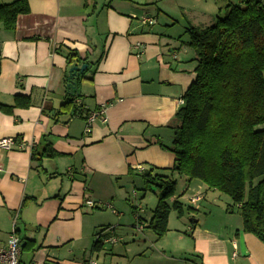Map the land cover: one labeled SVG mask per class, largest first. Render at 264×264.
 I'll return each instance as SVG.
<instances>
[{"label": "crops", "instance_id": "obj_1", "mask_svg": "<svg viewBox=\"0 0 264 264\" xmlns=\"http://www.w3.org/2000/svg\"><path fill=\"white\" fill-rule=\"evenodd\" d=\"M16 1L0 0V6ZM228 2L26 0L28 11L16 17L13 29L0 23V106L12 107L15 96L31 103L9 114L0 110V140L15 143L12 150L0 149V248L16 232L25 248L22 264H264V244L242 230L238 208L225 211L226 196L175 174L185 189L168 203L182 201L189 211L178 220L171 211L168 231L157 238L148 228L156 199L142 191L135 169L168 174L173 115L195 79L196 55L186 31L212 25ZM142 16H155L157 23L139 25ZM68 53L76 55L69 64ZM84 64L76 98L81 108L74 103L76 115L54 117L67 96L69 69ZM101 106L106 121L96 120L85 136L78 112ZM47 142L59 156L37 159ZM20 143L24 149L16 147ZM86 199L121 211L89 209ZM105 210L112 222L103 221ZM135 213L140 232L132 229ZM123 224L132 229L129 235L119 232ZM101 231V239L117 242L91 251Z\"/></svg>", "mask_w": 264, "mask_h": 264}, {"label": "trees", "instance_id": "obj_2", "mask_svg": "<svg viewBox=\"0 0 264 264\" xmlns=\"http://www.w3.org/2000/svg\"><path fill=\"white\" fill-rule=\"evenodd\" d=\"M225 10L212 25L186 31L196 55L195 79L173 115L177 126L168 148L173 156L168 174L153 173L152 168L137 172L142 191L156 195L148 228L157 238L168 231L171 211L178 218L189 211L177 200L168 203L175 196V174L225 195L238 208L242 230L264 244V129L259 128L264 126V5L262 0H239L228 2ZM27 11L26 0L1 5L0 23L13 29L16 17ZM75 56L66 55L68 64ZM87 70L65 78L67 96L54 117L76 115L74 103ZM30 105L29 98L15 96L12 107ZM12 107L0 106V110L9 114ZM35 147L31 157L37 155ZM57 156L47 142L37 159ZM138 219L135 213L134 224ZM100 245L95 239L91 251H99Z\"/></svg>", "mask_w": 264, "mask_h": 264}, {"label": "built area", "instance_id": "obj_3", "mask_svg": "<svg viewBox=\"0 0 264 264\" xmlns=\"http://www.w3.org/2000/svg\"><path fill=\"white\" fill-rule=\"evenodd\" d=\"M138 24L142 26H147V27H152L157 23V20L155 16H142L138 19ZM183 101L179 100V104H182ZM75 104L77 105L78 108H81L80 106V101L75 99ZM83 111V109H82ZM81 111V112H82ZM83 113V112H82ZM83 118L85 120V128H84V135H88L93 123L96 120H101L102 122L106 121V116H105V107L101 106L99 109L95 111H88L87 113H83ZM15 147L14 140L11 138L3 139L0 140V149L9 151L12 150ZM18 149H24L25 144L20 143L19 145H16ZM32 144H30L26 149L32 148ZM137 171L141 172L143 169L140 166H137L135 168ZM198 201L197 197H191L189 198V202L193 203ZM84 205H86L88 208H103L109 210L112 214L114 215H119L114 208L107 202L101 203V202H95L90 199H86L84 202ZM134 228L137 231H142V224L138 220H136V224H134ZM113 228H109L107 230H112ZM104 231V230H103ZM101 231L96 237V241L104 243H109L110 245L115 244L117 242V238L115 237H108L106 239H101V234L103 233ZM21 239L14 233L11 232L9 235V240L6 246L0 248V264H22L20 262V254H21ZM89 264H93V262L89 261Z\"/></svg>", "mask_w": 264, "mask_h": 264}, {"label": "rangeland", "instance_id": "obj_4", "mask_svg": "<svg viewBox=\"0 0 264 264\" xmlns=\"http://www.w3.org/2000/svg\"><path fill=\"white\" fill-rule=\"evenodd\" d=\"M231 2H238V0H231ZM263 4H264V1H263ZM85 65V64H84ZM82 66V65H81ZM80 66V67H81ZM260 129H264V126H261V127H259ZM183 186V183H181L180 181L179 182H177V185H176V190H175V196H179V193H181V191H183L185 188L184 187H182ZM204 188H203V191H206V190H209V189H207L206 188V186L204 185L203 186ZM206 189V190H205ZM146 192V191H145ZM147 198H152V200H155L156 199V195L152 192V191H150V190H148L147 192ZM218 193L219 194H221V196L223 197V198H226L225 197V195H223L222 193H220L219 191H218ZM185 194H186V192H185ZM182 197V196H181ZM151 200V199H150ZM156 201H157V199H156ZM180 203H182V201H179ZM228 202H230V201H227V206L225 207V211H227L228 209H229V206H231V204H229L228 205ZM148 205H150L149 203H148ZM150 206H148V207H146V208H144V209H146V215L149 213V208ZM117 210H116V212L118 211V212H120L121 211V209L120 208H116ZM117 212V213H118ZM234 213H237L236 211H233ZM103 213L104 214H106V215H104V216H102V219H103V221L104 222H112L113 221V219H112V217L109 215V213L105 210V211H103ZM196 213H201L200 212V210H198V209H196ZM172 218H175L174 220H178L177 218L178 217H175V212H172ZM128 217H129V213H127V215H124V217L121 219V221H122V223H127V220H128ZM184 220V219H183ZM184 222H186V221H184ZM112 227H114V226H112ZM119 229V232L120 233H122V234H125L126 233V235H129L130 234V231L133 229L134 231H135V228H134V224H133V227H132V229H130V227H128V226H126V225H122V226H120V227H118ZM137 231V230H136ZM182 235L185 237V238H187V239H190V237H189V235H186V234H184L183 233V231H182ZM121 245V244H120ZM118 246V245H117ZM117 246H115V247H117ZM116 251H118V250H116ZM114 255H116V254H114ZM108 257H111V256H108ZM107 257V258H108ZM118 258V257H117ZM119 259V258H118ZM134 262V261H133ZM113 264H123V263H113ZM128 264H129V262H128Z\"/></svg>", "mask_w": 264, "mask_h": 264}, {"label": "water", "instance_id": "obj_5", "mask_svg": "<svg viewBox=\"0 0 264 264\" xmlns=\"http://www.w3.org/2000/svg\"><path fill=\"white\" fill-rule=\"evenodd\" d=\"M86 67H87V65H82L81 67H72L69 69V74H72L73 77H75L78 74L83 73V71L86 69ZM190 221H195V220H190Z\"/></svg>", "mask_w": 264, "mask_h": 264}]
</instances>
